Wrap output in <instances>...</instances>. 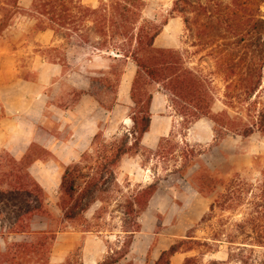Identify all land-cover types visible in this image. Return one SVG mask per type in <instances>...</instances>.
Returning a JSON list of instances; mask_svg holds the SVG:
<instances>
[{
  "label": "rangeland",
  "instance_id": "rangeland-1",
  "mask_svg": "<svg viewBox=\"0 0 264 264\" xmlns=\"http://www.w3.org/2000/svg\"><path fill=\"white\" fill-rule=\"evenodd\" d=\"M189 1L191 7L180 13L176 11L177 0H145V16L158 23L167 22L166 26L177 19L162 40L176 42L185 65L207 80L215 99L214 115L225 111L230 118L244 121L253 118V109L258 112L264 108V36L252 37L251 31L264 20V0ZM84 2L97 6L99 0ZM6 4L10 7L12 0H0V18ZM41 28L44 25L36 18L17 14L8 30L0 35V152L12 150L18 156L26 149L25 153L35 160L33 172L46 183L52 179L54 182V177L59 175L57 166H61L62 177L69 166L61 164L54 153L40 145L43 131L68 146L71 140H76L75 131L83 130V124L95 117L100 129L99 146L111 144L115 138L136 130L130 95L136 67L128 63L120 86L110 90L102 82L93 81L103 77L100 72L109 70L110 60L96 55L90 61L88 54L68 50L66 55H60L65 63L60 60L62 65L54 64L53 59L59 62V58L51 57L49 61L50 47L37 41ZM162 40L159 42L163 43ZM47 64L60 65L59 72L55 74ZM248 68L253 70L249 72ZM249 78L259 84L256 92L245 99L243 95L241 100L231 101L227 106L228 83L240 87V81ZM157 90V86L151 88L157 98L164 100L166 114L174 118L173 144L178 147L166 145L159 155L145 151L140 159L125 157L118 167V181L125 195L140 186L154 182L159 185L158 193L139 219L141 231L133 237L129 253L119 264H153L141 253L147 240L156 243L154 253L179 246L181 241L188 242L180 246V264H264V247L255 240L258 234L250 226H240L248 209L258 201L259 188L264 182V133L255 129L246 136L241 128L224 133L215 124L214 116L203 118L197 128L191 126L187 130L168 98H162ZM37 91L50 98L42 120H38V111L31 109V96ZM84 95L92 100V105L73 123L59 121L66 117L64 112L80 104ZM198 135L206 139L196 141ZM29 137L34 141L27 148ZM62 148L65 152L69 150ZM191 150L195 154V166L184 169V152ZM86 151L92 152L91 146ZM84 153L75 163L83 161ZM133 159L134 164L130 161ZM51 160L55 161L54 165L48 164ZM201 166L211 170L219 180L215 193L203 196L198 192L197 175ZM49 191L50 216L37 218L33 228L58 231L52 264H60L78 247L87 264H106L120 256L125 244L131 241L126 231L132 230L125 224L123 208L115 202L97 203L85 214L86 221H71L60 208V185H53Z\"/></svg>",
  "mask_w": 264,
  "mask_h": 264
},
{
  "label": "trees",
  "instance_id": "trees-1",
  "mask_svg": "<svg viewBox=\"0 0 264 264\" xmlns=\"http://www.w3.org/2000/svg\"><path fill=\"white\" fill-rule=\"evenodd\" d=\"M18 1L12 0L10 7L8 4L2 6L5 13L0 18V35L11 26L17 14L36 18L40 25H44L39 30H51L58 42L49 48V61L51 57H56L59 62L53 59L52 63L62 65L60 60L64 58L60 55H66L65 51L68 50L86 53L90 61L93 56L101 55L110 60L111 65L107 72H100L102 78H94L93 81L102 82L113 91L120 86L127 64L132 63L136 67L131 87L136 130L122 138H115L107 145L98 146L100 134L96 135L91 144L92 152L86 151L83 161L65 170L60 187V208L67 220L86 221V212L97 203L106 205L115 202L124 209L125 224L132 229L126 231L130 233L131 241L125 244L118 258L106 263L116 264L129 253L133 237L142 228L139 219L159 189L158 183L154 182L125 195L121 192L117 169L123 158L139 156L145 151L159 155L175 139L174 132L162 138L156 150L147 149L141 144V138L149 131L151 123L154 94L151 88L157 86V91L168 98L170 107L187 130L198 120L214 116L215 124L224 133L228 134L236 128H241L246 136L253 134L255 129L264 133V108L258 112L253 109V118L246 121L230 118L225 111L214 115L212 104L215 99L207 80L185 65L178 50L155 47V41L167 22L158 23L148 19L145 16V0H99L97 6L86 4L84 0H33L30 10L21 8ZM176 3V11L180 13L191 7L189 0H177ZM185 22L188 24L187 19ZM251 35L255 38L264 36V20L254 26ZM250 70L253 68H248ZM231 83H228L229 91L225 95L227 106L231 105V101L241 100L243 95L245 99L254 94L259 86L250 78L248 81L241 80L240 87H231ZM173 146L178 147L177 144ZM183 158L186 161L184 169L195 166L192 150L184 152ZM34 161L30 153L16 157L7 150L0 152V264H50L58 231L33 228L37 218L50 216L47 210L48 195L29 172ZM200 169L201 173L197 175L198 192L203 196L215 193L219 180L208 168L201 166ZM259 189L258 201L248 209L240 226L252 227L258 234L255 240L264 247V182ZM211 210H214V205ZM186 243L181 241L179 246L172 245L162 251L154 264H171L172 257L180 252L181 244ZM154 247L156 243L153 242L147 262L151 260ZM80 251L78 247L70 252L61 264H85Z\"/></svg>",
  "mask_w": 264,
  "mask_h": 264
},
{
  "label": "crops",
  "instance_id": "crops-1",
  "mask_svg": "<svg viewBox=\"0 0 264 264\" xmlns=\"http://www.w3.org/2000/svg\"><path fill=\"white\" fill-rule=\"evenodd\" d=\"M18 4L21 8H23L25 10H30L32 8V5H33V0H19ZM172 20H173V22H171L169 25L165 26L162 33L157 37V39L155 41V47L160 48V49L177 50V44H175L176 42L172 43V42L167 41V40H164V41L162 40V38L165 36L168 28L171 27L172 25H174L176 23L177 19L175 18ZM36 36H37V41H40L43 46L52 47V46H55L56 44H58V42L55 39L54 33L51 30L40 31ZM160 40H162L163 43H160L159 42ZM47 65L50 66V69H53L55 71V74H57L59 72L58 70L60 68L59 67L60 65H54V64L53 65L47 64ZM124 76H126V72H125ZM40 79H42V76L40 77ZM157 94H161L162 98L166 97L160 92H158ZM130 95H131V93H130ZM31 98L33 99V103L31 104V109L33 108V110H37L39 113L38 120H42L44 113H45V111L49 105V100H50L49 95L44 94L43 92L37 91V92H35V94H33L31 96ZM91 102H92V100H89L88 96L84 95L83 98L79 102L80 104L76 108L68 109L66 112H64L63 115H65L66 117L59 119V121H63L66 123H69L71 121L73 123L78 116L83 114V112L86 109H88V106L91 104ZM165 107L166 106H165L164 100L157 98L155 93H154L152 104H151L152 117H151L150 128H149V131L147 133H145L141 138V144L147 149L155 150L158 147L159 142L162 138L168 137V136H170L171 133H173L175 121H174L173 116H171V115L169 116L166 114V110H165L166 108ZM103 111H104V113H110L107 110H103ZM202 120H204V119H200L192 125V126H194V129L200 125ZM35 121H37V120H35ZM82 127H84L83 130H82V128L81 129L79 128V129H77V131H75L76 140H71V142L69 143L68 146H67V143H65L61 140H58L55 136L51 135V133H48L47 131H43V137L40 139V145H42V147H44L46 150L54 153L56 159L61 164H64L68 167V166L74 164L79 159L81 154L86 152L87 149H89V147L91 146L95 136L98 135L100 132L99 124L97 123L95 117L92 121L89 119V121L84 123ZM198 139H206V137L205 136L203 137L202 135H198V136H196V141H199ZM32 141H34L33 137H29V139H27V143H26L27 148L30 145H32V143H33ZM12 145H14V144H12ZM3 146H5V144H3ZM62 147H68L69 150H67L66 152L62 151V150H64ZM57 149H60V150H59V152L56 153L55 151ZM9 152L16 157H21L22 155L25 154L26 149L23 150V153L19 154L18 156L16 154H14V152L12 150ZM135 159H140V155L137 156V158H135ZM123 160H124V158H123ZM130 161H132L131 162L132 164L135 163L134 159L130 160ZM50 163H53V165H54L55 161L51 160V161H49L48 164H50ZM43 166H44V164H43ZM51 166H52V164L48 165L47 167H51ZM34 168H35V165H32L29 168V172L36 179V181L43 187V189L45 190L46 193L50 192L49 188L50 189L53 188V185L56 187H58L60 185V187H61V183H62V175H60L61 166H59V167L57 166V168L60 169V172L58 173L59 175L54 177L55 178L54 182H53L54 179H52L51 182H53V184L50 181H46V183H42L38 179V177L35 175V173L33 172ZM157 193H158V191H157ZM155 195H154V197H155ZM153 198L151 199V201L153 200ZM151 201H150V203H151ZM150 203H149V205H150ZM77 236H79V234H77ZM152 245H153L152 241L149 240V242H148V240H147V242L145 244H143V246H142L141 253H142V255L146 256V259H147L148 251ZM134 246H133L132 253H134ZM154 250H156V247L153 248L152 254H151L150 262L153 264L155 261H157L159 259L162 251H164V250H162L159 253H154ZM165 250H167V249H165ZM181 255H182L181 253H176L171 259V264H180ZM83 262L85 264H87L86 260L85 261L83 260ZM120 262H118L116 264H119ZM50 263L52 264V262H50Z\"/></svg>",
  "mask_w": 264,
  "mask_h": 264
}]
</instances>
